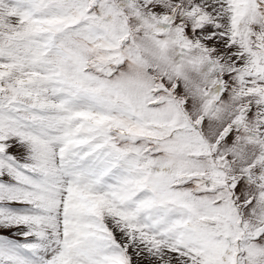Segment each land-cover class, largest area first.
Wrapping results in <instances>:
<instances>
[{"label": "snow or ice", "instance_id": "6c2138e0", "mask_svg": "<svg viewBox=\"0 0 264 264\" xmlns=\"http://www.w3.org/2000/svg\"><path fill=\"white\" fill-rule=\"evenodd\" d=\"M0 264H264V0H0Z\"/></svg>", "mask_w": 264, "mask_h": 264}]
</instances>
